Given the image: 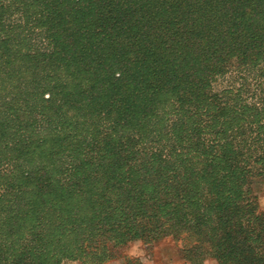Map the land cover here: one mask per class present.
<instances>
[{
  "label": "rangeland",
  "instance_id": "obj_1",
  "mask_svg": "<svg viewBox=\"0 0 264 264\" xmlns=\"http://www.w3.org/2000/svg\"><path fill=\"white\" fill-rule=\"evenodd\" d=\"M98 1L0 0V264H220L159 223L210 204L205 170L245 175L264 222V0H180L165 52L109 37Z\"/></svg>",
  "mask_w": 264,
  "mask_h": 264
},
{
  "label": "trees",
  "instance_id": "obj_2",
  "mask_svg": "<svg viewBox=\"0 0 264 264\" xmlns=\"http://www.w3.org/2000/svg\"><path fill=\"white\" fill-rule=\"evenodd\" d=\"M139 1V4L135 5H132L131 0H99L95 3L97 7L107 12L106 15L103 16V19L106 20L109 37H113L116 41H119V39L138 40L142 39V37L143 39L151 37L152 40L155 38L158 40L162 37L161 39L163 42H161L160 51L165 52L168 47H174L175 39H172V37H177L178 32L173 34L170 29H166L167 26L164 27L160 25L159 17L163 15L162 11H164V13H168L167 16L169 19H174V16L180 13L177 7H183L179 3L180 0H168V4L166 0ZM187 1L190 3V0ZM221 2L222 0L219 1V3ZM189 13L190 10H188V13L186 11L183 18L188 17ZM146 17H150L149 20H147ZM229 25L236 29L235 35L237 37L248 32L247 30L242 31V26H244V24L236 21V19L231 20ZM186 26L188 34H192L193 30L191 27L189 25ZM185 28L181 27V29H178L180 33L184 30V37L186 36ZM179 46L182 48L177 49V51L187 52L188 48H190L187 41L182 42ZM174 52H176V50L173 51V53ZM160 55L161 54L158 52L157 57ZM169 61L170 59L166 62L169 63ZM156 65L157 63H153V66ZM132 71H134L133 68ZM165 71L168 76L176 75L175 73L178 72V68L167 67L161 72ZM143 74L144 76H148L151 75L152 72L145 71ZM156 79L157 78L153 80L144 79L143 83L154 84ZM163 86V83H159L158 85L160 89H162ZM129 94L130 93H128L127 97L124 96V98L127 99L126 103L129 100ZM147 95H149V98L153 95L151 94V90ZM199 147L202 148L204 146L200 145ZM203 150L204 148H202V152H204ZM210 150L211 149H207L205 153L207 154ZM209 156H211L209 160L211 164L209 167H212V164L217 166L220 163L226 165L232 161L240 164V162H238L239 159H236L235 154L233 155L232 152H223L215 157L212 155ZM246 166L247 164H245V167ZM223 177V173L218 174L214 171L205 170L204 178L211 188H213L212 190H214V197L210 201V204L201 200L200 204L198 203L194 208L195 215L193 216L191 214L188 218L186 216L182 219L175 217L167 221L166 217L168 213L166 212L159 226L166 228V230H171L172 232L179 231L180 229L194 231L197 237H199V242L206 244V249L212 252L213 257L216 258L220 264H264V222L261 224L260 222L254 221V218L250 214V212H252L249 208L251 207L250 203L243 198L244 192L241 191L240 184H242L245 179V175L229 174L228 179L225 181H222ZM210 214H213V216H209ZM30 238L28 234L25 239L30 240ZM30 252L39 254L40 257L41 253H43V249L33 246L30 249L27 248L22 250L19 253L17 262L23 264V258Z\"/></svg>",
  "mask_w": 264,
  "mask_h": 264
}]
</instances>
